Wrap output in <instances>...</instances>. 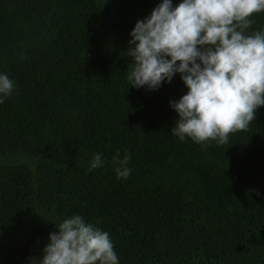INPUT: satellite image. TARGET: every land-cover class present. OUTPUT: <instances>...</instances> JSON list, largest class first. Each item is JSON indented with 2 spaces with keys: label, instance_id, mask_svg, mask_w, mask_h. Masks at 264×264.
<instances>
[{
  "label": "trees",
  "instance_id": "1",
  "mask_svg": "<svg viewBox=\"0 0 264 264\" xmlns=\"http://www.w3.org/2000/svg\"><path fill=\"white\" fill-rule=\"evenodd\" d=\"M159 3L0 0V73L16 84L0 103V264H40L74 214L119 264H264V106L223 145L173 135L180 74L157 90L127 79L130 32ZM249 19L264 30V11Z\"/></svg>",
  "mask_w": 264,
  "mask_h": 264
},
{
  "label": "clouds",
  "instance_id": "2",
  "mask_svg": "<svg viewBox=\"0 0 264 264\" xmlns=\"http://www.w3.org/2000/svg\"><path fill=\"white\" fill-rule=\"evenodd\" d=\"M264 0H161L138 19L130 32L126 55L130 86L148 90L171 83L179 73L188 91L170 107L178 113L171 128L183 141L228 142L229 134L247 131L257 109L264 106V30L249 34L254 13ZM179 61V63H177ZM16 84L0 73V103ZM130 153L112 157L117 179L131 174ZM106 161L96 153L89 171ZM49 233L40 264H119L108 232L79 214L62 220Z\"/></svg>",
  "mask_w": 264,
  "mask_h": 264
}]
</instances>
